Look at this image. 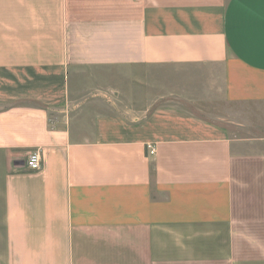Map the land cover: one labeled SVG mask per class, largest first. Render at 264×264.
<instances>
[{"label": "crops", "instance_id": "1", "mask_svg": "<svg viewBox=\"0 0 264 264\" xmlns=\"http://www.w3.org/2000/svg\"><path fill=\"white\" fill-rule=\"evenodd\" d=\"M0 264H264V0H0Z\"/></svg>", "mask_w": 264, "mask_h": 264}, {"label": "built area", "instance_id": "2", "mask_svg": "<svg viewBox=\"0 0 264 264\" xmlns=\"http://www.w3.org/2000/svg\"><path fill=\"white\" fill-rule=\"evenodd\" d=\"M147 148H148L149 155L155 154L156 150H155L154 145L149 144V145H147ZM26 163H27V167L30 170H33V171L39 170L41 168V165H42V156H41L40 151L30 152L28 155V158L26 160Z\"/></svg>", "mask_w": 264, "mask_h": 264}]
</instances>
